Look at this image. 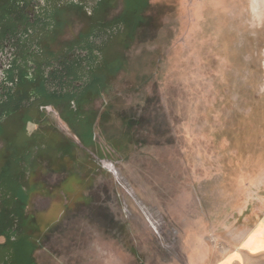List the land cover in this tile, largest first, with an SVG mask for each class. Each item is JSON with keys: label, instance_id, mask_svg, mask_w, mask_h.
Here are the masks:
<instances>
[{"label": "rangeland", "instance_id": "1", "mask_svg": "<svg viewBox=\"0 0 264 264\" xmlns=\"http://www.w3.org/2000/svg\"><path fill=\"white\" fill-rule=\"evenodd\" d=\"M126 12L131 46L113 43L96 99L0 127V191L32 194L28 244L0 264H220L264 222V0H108L100 16ZM64 22L61 41L86 25Z\"/></svg>", "mask_w": 264, "mask_h": 264}, {"label": "flooded vegetation", "instance_id": "2", "mask_svg": "<svg viewBox=\"0 0 264 264\" xmlns=\"http://www.w3.org/2000/svg\"><path fill=\"white\" fill-rule=\"evenodd\" d=\"M107 4L108 0H8V2L7 0H0V127L6 124L8 118L14 117L15 113L18 114L32 107L38 108V112L42 113L51 100H56L42 95L38 96L34 85L28 92L29 99L24 100L23 104H19L24 90L20 88L21 74L18 65L26 64L27 76H25V80L33 81L36 84L38 83V76H43L44 70L46 74L47 72L54 73L56 69L62 70L63 66L66 65H70L69 69H74V60L85 58L88 55V51L84 48L90 45L95 38L102 39L105 36L108 28L101 23L103 18L100 16V11ZM56 6L57 9L60 7L62 11H67L63 17L64 20L67 15L73 14L86 23L79 35L80 37L87 36V38L77 40V37L69 42L61 41L59 39L60 33V35L53 36L44 34L45 31L41 22L44 20L48 22L46 17L52 15ZM70 8L71 10H69ZM21 14L25 16V24L21 19ZM54 22L56 23V21ZM60 26L53 25L52 28L55 30L63 29V26ZM111 30L116 33V27ZM92 32L102 35L95 37L90 34ZM45 37H49V40H45ZM39 38L42 39L39 40ZM95 43H99V41H95ZM113 43L115 40L111 41L110 45L113 46ZM54 52L57 53L55 57L49 59V57L44 56ZM39 64H41L40 67ZM47 64L50 66H46ZM83 64L86 63L83 62ZM64 75V80L68 81L67 72ZM71 79L73 78L71 77ZM80 86L81 83L74 84V87ZM48 89L51 92L56 89L60 91L55 84L48 86ZM62 91L64 93L71 92L69 84L65 85ZM17 104L21 106H16ZM65 109L67 112L68 108ZM67 125H70L69 121H67ZM31 197L32 194L27 200L30 201ZM1 237L6 242V238Z\"/></svg>", "mask_w": 264, "mask_h": 264}, {"label": "trees", "instance_id": "3", "mask_svg": "<svg viewBox=\"0 0 264 264\" xmlns=\"http://www.w3.org/2000/svg\"><path fill=\"white\" fill-rule=\"evenodd\" d=\"M56 9L57 6L54 8L52 15H48V17H46L48 22H46V20L41 22L43 25V30L45 31V35L51 34L53 36L61 33V28L60 30H55L52 28V26H60V23L61 26L65 24L63 17L67 11H62L60 7L57 10ZM69 10H71V8ZM132 18L135 20L134 16L131 17L128 12H126L119 20L116 21H109L103 18L101 23L105 25L106 28H108V30H106L105 36H103L102 39L95 38L90 45H87L84 48L86 51H88V55L85 58L75 59L74 69H69L70 65H66L63 66L62 70L56 69L54 73L47 72L46 74V71L44 70L43 76H38V83L36 84L33 81L25 80V76H27L26 64H19L18 68L21 74L20 88L24 90L23 95L20 97L19 104H23L24 100L29 99L30 96L28 95V92L35 85L36 87L34 86V88L36 89L38 96L42 95L47 98L65 101V106L68 108V112L78 114L82 110L84 104L96 99L106 88L107 84L105 82V78H107L108 75L115 73L121 67L123 57L111 53L112 46L110 45V42L123 39V46L125 49L130 48L131 40L135 34L136 25V23L132 24ZM21 19L24 23V14H21ZM53 20L56 21V23ZM121 26L123 29H121ZM113 27H116V31L118 32L114 33V31L111 30ZM125 30H127V32H125ZM90 34L95 37H101L100 35H102L101 33L98 34L95 32ZM83 38H87V36L80 37L79 35L77 40H81ZM41 39L42 38H39V40ZM44 39L49 40V37H45ZM95 41H99V43H95ZM128 41L130 42L128 43ZM56 55L57 53L54 52L53 54L50 53L44 56L49 57L50 59ZM83 62L86 64L84 65ZM40 65L41 64H39V67ZM46 66H50V64H47ZM66 72L67 77L69 78L68 81L64 80V73ZM45 75H47L49 78ZM71 77L73 79H71ZM76 83H81V86L74 87V84ZM52 84H55L56 87L58 86L60 91L56 89L54 92H51L48 89V86H51ZM67 84H69L71 92L64 93L62 90ZM16 106L21 105L17 104ZM94 121L95 118L90 125V133L88 134V138L90 139H92L93 136ZM76 123H80V121L76 120ZM27 199L28 196L23 190L18 191L15 189H9L8 191L4 192L2 190L0 191V236L5 237L7 241L5 246H0V248H7L9 244L14 246H16L17 243L28 244L25 231L30 228L32 223L29 221V216L26 212Z\"/></svg>", "mask_w": 264, "mask_h": 264}, {"label": "crops", "instance_id": "4", "mask_svg": "<svg viewBox=\"0 0 264 264\" xmlns=\"http://www.w3.org/2000/svg\"><path fill=\"white\" fill-rule=\"evenodd\" d=\"M239 260V254L227 256L220 264H262L264 263V222L260 223ZM243 260V262H242ZM245 260V262H244Z\"/></svg>", "mask_w": 264, "mask_h": 264}]
</instances>
